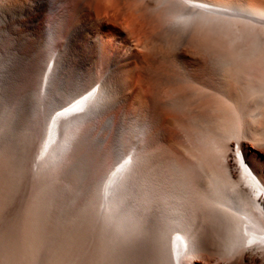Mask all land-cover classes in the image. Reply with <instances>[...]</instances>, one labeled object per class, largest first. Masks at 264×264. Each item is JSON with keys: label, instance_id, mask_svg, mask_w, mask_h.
Returning <instances> with one entry per match:
<instances>
[{"label": "bare ground", "instance_id": "1", "mask_svg": "<svg viewBox=\"0 0 264 264\" xmlns=\"http://www.w3.org/2000/svg\"><path fill=\"white\" fill-rule=\"evenodd\" d=\"M5 2L23 156L39 174L91 162L102 210L61 264H264V0Z\"/></svg>", "mask_w": 264, "mask_h": 264}, {"label": "rangeland", "instance_id": "2", "mask_svg": "<svg viewBox=\"0 0 264 264\" xmlns=\"http://www.w3.org/2000/svg\"><path fill=\"white\" fill-rule=\"evenodd\" d=\"M5 3L0 6L6 8L8 3ZM8 8L7 6L5 11L0 9V15H6L3 16L6 20H9ZM0 35V60L4 61L0 64V125L4 120L11 119L17 124L16 130H13L15 133L0 142L2 145L11 140L14 143L16 141L13 153H7L11 155L10 160L1 158L4 151L0 147V264H61V255L67 253L68 247L73 244V233L79 215L100 216L102 213L95 185L90 180L87 181L86 175L83 176L86 166L90 167L91 162H79L78 167H69L68 173H58L56 169H52L53 171L43 170L39 174L35 172L32 157L26 156L27 159L23 156L24 147L30 140L32 124L23 99L24 44L21 39L16 38L8 23L0 22ZM1 57L9 58L5 60ZM14 57L15 59H11ZM9 59L14 61L13 64ZM15 62H20V66L22 63V67Z\"/></svg>", "mask_w": 264, "mask_h": 264}]
</instances>
